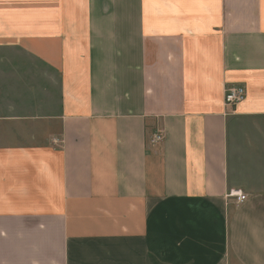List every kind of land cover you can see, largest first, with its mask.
<instances>
[{
    "label": "crops",
    "instance_id": "obj_1",
    "mask_svg": "<svg viewBox=\"0 0 264 264\" xmlns=\"http://www.w3.org/2000/svg\"><path fill=\"white\" fill-rule=\"evenodd\" d=\"M0 264H264V0H0Z\"/></svg>",
    "mask_w": 264,
    "mask_h": 264
},
{
    "label": "built area",
    "instance_id": "obj_2",
    "mask_svg": "<svg viewBox=\"0 0 264 264\" xmlns=\"http://www.w3.org/2000/svg\"><path fill=\"white\" fill-rule=\"evenodd\" d=\"M247 97L246 88L243 86H231L225 90V104L231 108H236L239 104L245 101ZM162 133H156L153 137V143L163 141ZM230 199H234L237 204L243 203L247 200V195L240 191H231L228 195Z\"/></svg>",
    "mask_w": 264,
    "mask_h": 264
}]
</instances>
